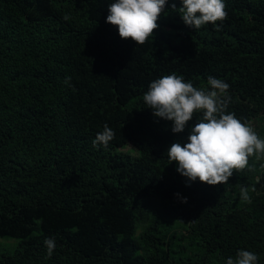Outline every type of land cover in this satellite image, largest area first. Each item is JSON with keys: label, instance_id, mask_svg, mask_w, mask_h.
Segmentation results:
<instances>
[{"label": "trees", "instance_id": "trees-1", "mask_svg": "<svg viewBox=\"0 0 264 264\" xmlns=\"http://www.w3.org/2000/svg\"><path fill=\"white\" fill-rule=\"evenodd\" d=\"M111 2L0 0V238L18 241L0 264H264V155L186 186L167 150L202 113L175 134L143 100L166 75L222 79L264 140V0H224L227 18L196 30L169 0L142 46L106 23ZM105 124L115 137L94 147Z\"/></svg>", "mask_w": 264, "mask_h": 264}, {"label": "clouds", "instance_id": "clouds-1", "mask_svg": "<svg viewBox=\"0 0 264 264\" xmlns=\"http://www.w3.org/2000/svg\"><path fill=\"white\" fill-rule=\"evenodd\" d=\"M169 0H113L108 6L106 23L116 27L122 40L144 45L159 28L158 20ZM183 23L200 29L203 25L224 21L227 18L224 0H180ZM172 10H177L175 2ZM67 77L65 82L70 81ZM208 88L198 89L182 76L166 75L150 83L143 100L155 117L172 122L171 131L183 133L196 113L202 117L190 128L187 142H174L167 150L169 164L175 162L176 171L186 178V186L199 180L209 186L227 184L234 171H242L248 158L264 155V140L246 123L228 112L229 84L209 76ZM114 131L104 125L93 140V146L107 148L114 139ZM241 198L250 200L248 189L241 188ZM187 203L186 198L182 201ZM51 257L56 246L53 238L44 241ZM257 254L247 250L229 257L226 264H258Z\"/></svg>", "mask_w": 264, "mask_h": 264}, {"label": "rangeland", "instance_id": "rangeland-1", "mask_svg": "<svg viewBox=\"0 0 264 264\" xmlns=\"http://www.w3.org/2000/svg\"><path fill=\"white\" fill-rule=\"evenodd\" d=\"M132 149L133 146L129 144L124 150L131 153ZM17 244L18 241L14 238H0V254L13 252Z\"/></svg>", "mask_w": 264, "mask_h": 264}]
</instances>
